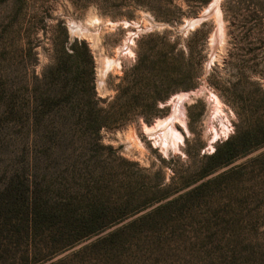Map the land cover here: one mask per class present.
I'll use <instances>...</instances> for the list:
<instances>
[{
  "label": "rangeland",
  "instance_id": "1",
  "mask_svg": "<svg viewBox=\"0 0 264 264\" xmlns=\"http://www.w3.org/2000/svg\"><path fill=\"white\" fill-rule=\"evenodd\" d=\"M212 1L189 14L184 0H0V264H264V36L245 38V30L238 56L226 64L222 0L223 41L211 57L220 36L212 15L187 73L178 74L174 59L159 73L153 45L144 39L138 46L141 36L166 31L169 42L180 36L184 46L198 27H179ZM254 3L263 18L264 0ZM146 20L169 27L139 33L121 52ZM61 21L71 41L84 40L92 51L99 98L115 97L137 52L149 57L150 87L167 90L194 76L193 86L160 102L149 123L100 136L81 131L76 117L68 122L74 112L50 94L61 90L63 75L44 77L57 63ZM122 21L134 25H114ZM70 23L88 32H71ZM108 59L117 64L106 71ZM190 91L197 94L186 103L187 128L177 125L184 139L179 148L160 145L145 129L172 114L173 96ZM216 151L233 162L220 166ZM95 221L105 229L85 236Z\"/></svg>",
  "mask_w": 264,
  "mask_h": 264
},
{
  "label": "trees",
  "instance_id": "2",
  "mask_svg": "<svg viewBox=\"0 0 264 264\" xmlns=\"http://www.w3.org/2000/svg\"><path fill=\"white\" fill-rule=\"evenodd\" d=\"M188 6L189 14L196 12L203 6L209 4L211 0H184ZM255 0H224L223 7L228 4L226 9V18H229L228 35L229 55L225 60L229 64L231 60H235L240 50L239 36L246 30V37L250 38L252 34L257 32L260 36H264V17H260L258 6ZM172 8L173 2L168 3ZM178 9V8H177ZM180 11V9H178ZM264 11V8H261ZM227 13L229 16L227 17ZM159 19V18H158ZM163 20L174 23L175 18L163 16ZM65 36L59 45H54V52L58 56L56 65L44 69L45 78H53L55 75H63V79L59 80L61 86L60 91L51 90L56 99H61V104H66L68 112H74L69 116L68 122L74 123L73 118L76 117L75 125L81 128V131L90 132L96 136H100L103 130H115L122 128L130 123L138 122L143 119L149 123L158 115V105L165 102L168 97L182 89H189L193 86L192 80L194 76L189 77L188 82L178 84L177 86L164 90L160 86L150 87L148 84L151 75L145 72L146 64L149 57L142 59V55L137 52V60L131 70L124 72L121 82L117 87V94L112 100L109 98L102 99L97 96L95 84V59L88 44L84 40H70L63 21L60 22ZM206 23L201 24L192 31L186 38L184 46H181L180 36H176L173 42H169V32L150 33L141 36L138 46L142 40L147 39L153 45V49L157 52L156 67L159 73L166 71L170 60L174 59L175 69L178 74L188 72V62L193 58V54H201L208 38V31L205 30ZM262 51L264 52V41ZM188 52L189 61L185 58ZM177 56V58L174 56ZM59 71V73H57ZM258 73L257 70H253ZM160 78H162L161 75ZM151 83V82H150ZM62 84V85H61ZM150 87V93L142 98V90ZM70 110V111H69ZM73 117V118H72ZM233 141H228L227 146H231ZM235 149V148H234ZM242 149V148H240ZM244 149V148H243ZM234 151V150H232ZM245 151V150H244ZM230 154L221 155L219 151L214 153L213 158L220 161V166L229 165L233 162ZM166 198V197H165ZM167 199V198H166ZM162 201V199L160 200ZM169 202L162 204L160 208L169 205ZM102 222L95 221L91 224V230L85 234L89 236L105 229Z\"/></svg>",
  "mask_w": 264,
  "mask_h": 264
},
{
  "label": "bare ground",
  "instance_id": "3",
  "mask_svg": "<svg viewBox=\"0 0 264 264\" xmlns=\"http://www.w3.org/2000/svg\"><path fill=\"white\" fill-rule=\"evenodd\" d=\"M221 1L222 0H213V2L209 5V7H207L205 9V11L202 13L203 16H212L213 15V18L216 17L217 22L219 21V24H220L219 28H218V30L220 32L216 31L217 33H219L220 36H218V34H217L216 36L214 35V37H213L214 39L212 38L213 39V52L211 53L212 54L211 57H213L215 55L216 49L218 47V43L223 41V38H222L223 36L221 34V32H223L221 29V23H222L221 20L222 19L220 16V14L222 13V12H220ZM214 14H215V16H214ZM146 16L148 17V15H146ZM148 18H150V17H148ZM89 22L90 23H92V22L99 23L100 20L95 18L92 21L89 20ZM148 23L150 25L146 26L145 28H142V30H144V29L149 30V29L153 28L154 25H156V23L153 20H150ZM87 24H89V23H87ZM125 24H126L125 27L129 26V24L127 22H125ZM114 25H118V24H114ZM114 25L112 27H114ZM132 25H134V24H132ZM69 26H70L71 32H75V33L82 34V35H86V33L88 32L80 24L70 23ZM136 36H138V32H129L128 37L126 39V45L123 48H121V52H126L129 49L128 45H130V43H133L134 38ZM222 43L220 44V46L222 45ZM117 57H119V56H117ZM116 64H117V60L108 59L104 62L103 68L107 71L109 67H112ZM98 69H99V67H98ZM105 70H104V72H105ZM197 91H198L197 93L201 92V90H197ZM197 93H196V91H190V92H182L180 94H177L176 96H173L172 102L170 101L172 103V106H173L172 114L165 119H158L157 122L155 123V125H153L152 127H147L145 129V133L148 134L150 137H155V139H157L156 141H158V143L162 146L165 145L166 147L172 146L175 148H179L178 145H180V141H182L184 139V135L178 130L177 125L179 124V125H182V126L187 128V122H186L187 119L185 120L186 103H187V101L189 102L191 100V96L193 94L195 95Z\"/></svg>",
  "mask_w": 264,
  "mask_h": 264
},
{
  "label": "water",
  "instance_id": "4",
  "mask_svg": "<svg viewBox=\"0 0 264 264\" xmlns=\"http://www.w3.org/2000/svg\"><path fill=\"white\" fill-rule=\"evenodd\" d=\"M212 2H213V1H212ZM210 17H211V16H203L202 13H201V14H198V15L192 17L191 19H189L188 21H186L181 27H179L178 31H180V32H187V31H189V30H191V29H194V28H196V27H199L201 24L204 23L205 20H207V19L210 18ZM121 23H124V24H125V22L122 21V22H120V23L118 24V26H119ZM127 23H128L129 25L133 26V25H132L133 23H129V22H127ZM125 25H126V24H125ZM167 27H169V26L166 25V24H156V25H154L153 28H151V29H149V30H145V29L142 30V28H140L139 31H137V32H138V34L141 33V32H152L153 30H157V29H165V28H167ZM207 72H208V71L206 70V73H207Z\"/></svg>",
  "mask_w": 264,
  "mask_h": 264
}]
</instances>
